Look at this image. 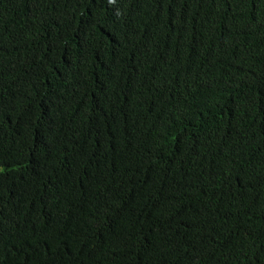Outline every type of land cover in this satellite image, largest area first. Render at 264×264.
Returning <instances> with one entry per match:
<instances>
[{"label":"trees","instance_id":"16d2710c","mask_svg":"<svg viewBox=\"0 0 264 264\" xmlns=\"http://www.w3.org/2000/svg\"><path fill=\"white\" fill-rule=\"evenodd\" d=\"M0 264H264V0H0Z\"/></svg>","mask_w":264,"mask_h":264}]
</instances>
